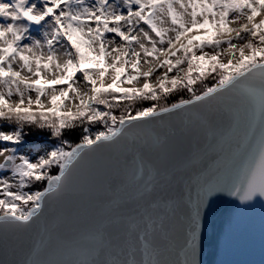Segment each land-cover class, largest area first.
<instances>
[{"label":"snow or ice","instance_id":"6c2138e0","mask_svg":"<svg viewBox=\"0 0 264 264\" xmlns=\"http://www.w3.org/2000/svg\"><path fill=\"white\" fill-rule=\"evenodd\" d=\"M0 264H264V0H0Z\"/></svg>","mask_w":264,"mask_h":264},{"label":"rangeland","instance_id":"374dc122","mask_svg":"<svg viewBox=\"0 0 264 264\" xmlns=\"http://www.w3.org/2000/svg\"><path fill=\"white\" fill-rule=\"evenodd\" d=\"M215 30L214 26L212 25H204L203 26V30L198 28L196 29V35L193 36L194 40H200V39H211L214 37L215 33H213V31ZM209 31V33L207 34V32ZM202 34V35H199ZM201 36V37H199ZM100 66H103V61L101 60V64ZM122 69H118V74L120 72H122ZM42 82V81H40ZM131 85V81H126L125 85H120L119 83H116L113 85V87H115L117 90H120L122 87L125 86H130Z\"/></svg>","mask_w":264,"mask_h":264},{"label":"bare ground","instance_id":"6f19581e","mask_svg":"<svg viewBox=\"0 0 264 264\" xmlns=\"http://www.w3.org/2000/svg\"><path fill=\"white\" fill-rule=\"evenodd\" d=\"M209 33V31L207 32V34ZM213 33H215V30L213 31Z\"/></svg>","mask_w":264,"mask_h":264}]
</instances>
